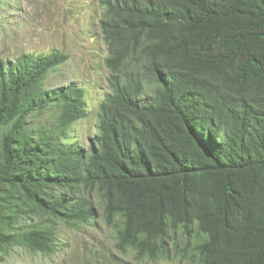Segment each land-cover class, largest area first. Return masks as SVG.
I'll list each match as a JSON object with an SVG mask.
<instances>
[{
  "label": "trees",
  "instance_id": "obj_1",
  "mask_svg": "<svg viewBox=\"0 0 264 264\" xmlns=\"http://www.w3.org/2000/svg\"><path fill=\"white\" fill-rule=\"evenodd\" d=\"M100 4L109 93L89 148L71 135L84 87H45L68 54L0 60V264L52 255L56 224L99 208L137 263L264 264V0Z\"/></svg>",
  "mask_w": 264,
  "mask_h": 264
},
{
  "label": "rangeland",
  "instance_id": "obj_2",
  "mask_svg": "<svg viewBox=\"0 0 264 264\" xmlns=\"http://www.w3.org/2000/svg\"><path fill=\"white\" fill-rule=\"evenodd\" d=\"M103 10L100 0H0V60L24 52L61 50L69 55L48 75L45 87L72 82L84 87L88 116L74 125L71 135L85 148L98 133L100 103L109 93L108 48L99 27ZM47 116L53 120L51 113ZM56 225L58 249L52 255L15 247L2 264H197L179 257L137 263L132 251L119 253L114 230L105 224L100 208L90 223Z\"/></svg>",
  "mask_w": 264,
  "mask_h": 264
}]
</instances>
